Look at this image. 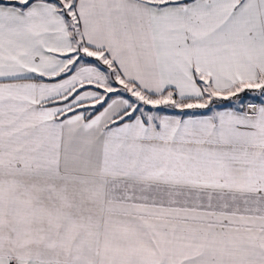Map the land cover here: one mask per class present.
<instances>
[{"label": "snow or ice", "instance_id": "obj_1", "mask_svg": "<svg viewBox=\"0 0 264 264\" xmlns=\"http://www.w3.org/2000/svg\"><path fill=\"white\" fill-rule=\"evenodd\" d=\"M0 264H264V0H0Z\"/></svg>", "mask_w": 264, "mask_h": 264}]
</instances>
